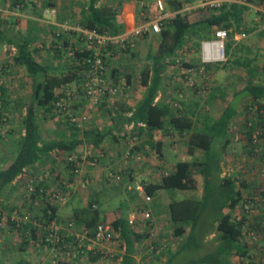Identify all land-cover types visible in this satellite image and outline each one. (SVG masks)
Listing matches in <instances>:
<instances>
[{
  "label": "trees",
  "instance_id": "1",
  "mask_svg": "<svg viewBox=\"0 0 264 264\" xmlns=\"http://www.w3.org/2000/svg\"><path fill=\"white\" fill-rule=\"evenodd\" d=\"M181 1L173 0L171 2L172 7L179 10L183 6ZM21 2L24 0L19 1V3ZM83 4V14L81 20L77 22L80 26L110 35L122 33L125 30L124 21L119 17L118 9L114 5L101 4L100 0H83ZM118 4H121V0ZM211 9L205 13H199V10L177 12L164 23L161 31L158 32L155 50H151L147 56L151 61L150 66L141 70L140 85L144 91L134 106L126 104L125 99H117L107 109L106 101L112 94L106 90L104 95L99 96L98 101L105 102L106 105H102L106 107L105 110L113 122L109 128L100 129L98 126H88L80 129L77 120L70 121L71 117L65 113L69 125L67 127L69 135L47 140L41 137L39 131V112L45 116L47 113L55 111L56 103L60 97L65 96L64 90L66 89L64 86L71 82H75L77 85L80 83L82 94L89 99L86 95L87 87L85 86L88 81L87 70L89 68L86 56L92 50L87 48L77 32L71 31L66 34L78 35L76 41H71L70 36L60 35L58 39L62 37L64 39L63 43L59 44L57 37H55L56 50L59 53L65 52L71 58V64L66 65L63 69L53 71L51 65L41 62L35 57L34 50L30 45V38L27 35L16 32L13 36H5L3 33V38H6L9 49L14 50L13 63L24 69L31 90L22 119L24 132L18 141V147L13 158L0 170V200L5 188L12 181L19 175H24L27 168L44 159H50L52 152L70 154L75 152L80 145L86 144L98 147L105 137L112 133L113 129L123 127L125 124L134 123L137 125L138 134L144 128L147 129L149 135L155 129L168 130L170 128L180 133L191 130L187 141L188 150L192 155L199 150L201 152L200 157L177 161L173 170L163 174L159 181L143 180L140 182L146 193L153 196L161 189H197L198 183L195 176H199L201 179L200 195L174 198L169 204L170 221L173 225L172 234L174 237L180 238V243L176 251L167 253L170 257L165 264H172V259H175L176 256H179L178 264H257L248 258L242 223L237 221L232 213L234 206L242 198V188L246 183L233 173L222 174L220 161L224 150L222 148V151L214 150L216 148L215 141H224V146L230 142L229 127L232 119L237 115V103L235 101L227 103L216 119H203L199 121L200 128L192 130L195 126L192 118L178 113L170 114L166 105L155 102V97L162 86V73L170 62V58L176 57L179 50L188 42L198 46L201 39L211 38L212 32H214L212 31L213 28H234L241 21V14L246 7L232 3ZM235 33V31L229 32V34ZM230 47L231 43H227V50ZM103 59L107 67L109 57L103 55ZM235 65L245 68L248 75L244 88L237 94H241L245 98L246 107L250 103L261 104L264 101V83L260 80V73L256 70L255 65L251 64V59L235 60ZM107 71H105V78H107ZM112 71L113 75L118 74L117 69ZM260 71L264 74V57ZM125 77L126 84L129 85L132 81V74H127ZM115 85L118 84L113 83L111 87L113 88ZM59 88L60 90L57 91ZM77 106L75 105V107ZM58 111L60 112L59 108ZM69 112L75 117L73 109H69ZM51 114L50 116H52ZM149 144L153 145L152 142ZM136 145L133 144L130 147V153H133L134 147L138 148ZM77 163L78 160L75 157L69 156L67 164L71 177L77 175L74 172L75 168H79ZM116 173L119 174L120 180L114 186L118 188L122 186V179L129 181L134 177V175L131 176L130 169L123 168L122 171H116ZM34 184L37 190L40 187L45 189L47 187L38 181H35ZM45 197L44 191L37 197L35 193H32L29 198L32 200L31 202H35L36 199H41L43 202ZM87 200L85 205L76 206L70 221L74 223L75 227L80 228L82 226L92 231L98 222L105 220L104 210L99 207L102 199L96 194H91ZM57 207L55 203L46 200L41 211L46 217L47 211L50 210V217L57 221ZM1 208L3 206L0 204V214H2ZM29 225L24 223L22 227L26 229ZM111 225L119 232L122 244L125 243V252L122 254L121 264H134L133 252L136 248V242L142 236L131 228V224L122 213L112 221ZM211 235L213 237L209 239ZM31 236L33 238L36 236L35 231L32 232ZM66 241L69 244L73 243L72 238H67ZM83 249V251H76L73 260L83 254L95 252L93 247L91 249L84 247ZM109 255L108 251L104 250L99 251L98 256H101L102 260L114 258V255ZM185 255H188L187 258L181 260ZM231 256L236 257L237 260L232 261ZM64 262L61 260L58 264ZM13 264L28 263L19 260Z\"/></svg>",
  "mask_w": 264,
  "mask_h": 264
},
{
  "label": "rangeland",
  "instance_id": "2",
  "mask_svg": "<svg viewBox=\"0 0 264 264\" xmlns=\"http://www.w3.org/2000/svg\"><path fill=\"white\" fill-rule=\"evenodd\" d=\"M10 1L12 0H4V3L2 4L3 8L0 9V21L3 22L4 26H8L7 28L12 29L16 32L27 31L30 35V45L32 48H34L35 57L39 61L51 65L53 71L55 69H63L66 65L68 66L69 64H71V58L68 57L65 52L61 51V53H59V51L56 50L57 46L54 42L55 32L58 29L59 23H63L66 21L68 23L77 24V22L81 20L84 8L83 0H24V2H21L22 7L19 8L15 6L13 7V4H11ZM172 1L173 0H166L165 5L166 10L171 14L177 11L185 12L190 10H199V13H205L206 11H208V9H211L208 6H201L202 0H182L181 2L183 3V6L179 10H175L172 7ZM258 1L259 0H253L252 4H258ZM59 2L60 5H58ZM100 3L106 5H114L115 8L118 9L119 14H121L120 12H123L124 8L129 6L130 11L133 10L136 12L132 28L143 22V16H141V12L146 14L147 20H151L157 10L155 0H150V2H148V0H121V4H118L119 0H100ZM149 5L151 6L148 7ZM16 8L18 9L16 12L21 13V16L18 14H8L3 11V9H6L10 12H15ZM50 9L55 10L54 16L51 15ZM126 10L127 9H125L124 11ZM27 15H30L31 17H27ZM130 17L131 15L129 14L128 18ZM127 28H125L124 31H129V29H131V27L128 29ZM215 29L213 28L212 31H214ZM230 31H235L236 33L229 34ZM227 33L225 61L201 64L200 46L201 42L207 39L203 38L200 40L198 46H194L191 42L186 43L179 50L176 57L170 58V62L166 65V69H164L165 75L163 78V82L170 86L172 90L173 85H176L175 89H177V94L181 96L182 100H185L186 92L190 90L193 95L199 99L197 102V109L199 111L207 110V106L203 105L202 103L205 98L208 101H210L211 99H213L214 102L216 101L215 106L210 103L211 106H213V111H220L224 106L223 102H221L218 106L219 102L217 101V99L215 100V95L212 92L214 85L220 84L222 89H225L224 91L228 90L232 95L233 89L236 90L238 87L247 82L248 75L245 68L235 65V60L245 61L247 59H251V64L255 65L256 70H258V72L260 73V80L264 83V74L260 71L264 57V16L248 7L241 14V21L236 26H234V28L227 29ZM9 34L13 35V32ZM66 34L67 33L61 35L64 36ZM66 36L68 37L70 35ZM58 38L57 42L59 44H62L64 37H62L61 39ZM70 38L71 41H76L78 35H71ZM157 40L158 33H146L141 36L130 38L125 48L114 47V49L112 48L107 50V52L110 51V54H106V56L109 57L106 82L109 86H112L113 83L118 84L117 86L115 85V87H113L115 89L116 95H111L107 98V109H109L108 107L110 105H113V103L117 99H126V97L129 96L134 100H137L138 96L143 94L144 88L140 85V73L143 68H145L146 66H150L151 61L147 56L151 50H155ZM227 43H231V47L229 48V50H227ZM9 48V45L1 40L0 169L4 168V166L7 165L8 162H10L17 150L18 141L24 132L22 127V119L26 110L25 106L30 97L29 79L26 76V72L22 70L20 66L13 63V53L9 51ZM207 65L212 67V70H214V72L207 73L205 70ZM190 66H203V71L198 73L193 83H191L187 79V77H185V69ZM113 69H117V75H113ZM127 74H132V81L129 85L126 84L125 75ZM215 81L217 82L216 84H214ZM64 87L66 90H64L65 96L63 97H65V100L69 104L70 109H73L74 115L75 117H77V122L80 124V129L86 128L88 126L106 127L112 125L113 122L111 120V117L105 110L106 107L104 105L106 104H104V101L100 102L97 100L98 102H94V100L87 99L80 90V83L77 85L75 82H71ZM64 87L62 88L64 89ZM196 87H198V89L200 90H203L204 88L203 94L198 93ZM59 90L60 88L57 91ZM172 90L167 94L173 97ZM239 97L242 99L240 108L243 109L231 124L230 140L232 144L230 143L229 147L227 146L228 152L224 151L225 157L223 155V159L225 161V166L224 171L222 170V174L225 172L232 173L230 169L233 170L234 164L236 163L235 158L241 149L242 136L240 135L239 126L241 127L242 123L245 120V109L247 103L245 98L241 94H239ZM75 105L78 106L75 107ZM57 106L58 105L56 104L55 111H52V114L47 113L44 116L39 112L41 117H39L38 119L39 131L43 139L47 140L61 138L69 135V131L67 128L69 126L67 124V115L61 110L59 112ZM208 111L209 110H207L206 112ZM201 113L203 112L201 111ZM50 114L52 116H50ZM193 121L195 122V126L193 128L200 126L199 121H201V119ZM124 127L125 126L123 125V128ZM117 131L119 132L121 130L118 129ZM177 136L178 135L176 134L173 135V147L177 148V150H180L179 148H181L182 145L180 146L181 142H179V144L176 143ZM125 140L127 142L125 148L119 150L121 153H119L118 155V160L122 162L124 161L118 167L119 169L125 168V166L128 164L124 163L130 161L135 157L136 154H132L129 151L130 147L134 143L132 141L129 142L126 138ZM88 147L89 145L86 144L83 148H79L78 150H75V152L70 154H57L55 152H52L50 159H44L41 162H38L37 164L27 168V171L25 173H27L29 176L27 178L20 179L22 180V184H18V189L14 188L13 191H10V189L8 190L9 186L5 188L0 200V204L1 206H3V208H1L2 214H0V264H9L11 253L15 255L22 254L19 252H22L24 249L27 252L30 248L29 244L32 241L34 242V244H38L36 249L43 248L44 250H48V259H51L53 253L50 250V247L41 242L43 228L41 226H36L33 223V220L40 222V219L43 215L41 207H43L45 201H48V199L45 197V200L43 202L42 200L37 199L35 200V202H31L32 200L27 195L28 193H26V187L28 184H32V182L35 183V181H38V183H44L49 191L55 189L68 191L71 188L72 193L67 194V201L55 202V204L60 207L68 206L70 196H72V194L74 193L72 187L77 184V182L74 183L75 176L71 177L69 172V166L67 164L69 156L75 157L78 160L80 169L82 168V162L87 161L86 164L88 168L85 173L83 172L84 174H82V178L86 180L87 178L89 179L88 184L86 183L87 187H90L89 185L94 177V174L91 176V173L94 172L92 167L96 166L95 171L96 173L100 172L101 176L106 173L105 168L108 169L107 171L110 170L112 163L110 157L105 155V153H103V155L101 153L89 155L92 151L89 150ZM150 156L149 157L152 158V162L154 160L156 162L155 165L157 166L160 160L159 156L156 154H151ZM183 156L186 157L188 156V154L184 155L183 153ZM94 158H96L97 161L95 165H92ZM89 170H91V172ZM114 170L117 171V168H115V166ZM158 171L160 173L159 169ZM109 173L110 172L106 173L105 179L108 178ZM20 176L22 177L23 174ZM98 176L101 177L99 174ZM125 176L127 175L125 174ZM24 179L27 181H24ZM119 180L120 176H116L114 174V177L108 180L106 182V185H110V187L113 184L117 185L119 183ZM121 181H124V179ZM78 182L81 186L80 181ZM74 191L77 193L79 192L77 186L74 187ZM106 202L107 200L105 201V203ZM14 210L17 211V216L19 219H21L22 225L26 222L33 223L34 225L32 226V224H30L26 229L23 228L22 225L20 227H16V225L11 221V219L14 218ZM26 216L30 217L32 221H29L28 218H25ZM69 220L70 219L67 220V218H64L61 219L59 223L63 228L66 229V224ZM57 221H59L58 218ZM101 222L108 221L103 220ZM74 228L77 231H80L81 229V227L79 228L77 226ZM32 231H37L35 232L36 236L34 238L31 236ZM212 237L213 235L209 236V239ZM173 241L175 243H173V245L176 246L177 239L175 237H173ZM111 253L112 252L108 251V254H110L109 256H111ZM186 256L188 255L183 256L181 260L187 258ZM105 260H110L108 264H113L111 261L112 257L111 259L108 258ZM231 260L235 262L237 258L231 256Z\"/></svg>",
  "mask_w": 264,
  "mask_h": 264
},
{
  "label": "crops",
  "instance_id": "3",
  "mask_svg": "<svg viewBox=\"0 0 264 264\" xmlns=\"http://www.w3.org/2000/svg\"><path fill=\"white\" fill-rule=\"evenodd\" d=\"M3 1L4 0H0V9L3 8L2 7V4L4 3ZM19 1L12 0L10 2L11 4H13V7L15 6L19 8V7H22ZM148 2H150V0H148ZM58 5H60V2L58 3ZM150 6L151 5H149L148 7ZM17 8L15 12L18 10ZM129 8L130 7L127 6L126 8H124V10L125 9L127 10L126 11L123 10V12H120L121 14H119V17H121V19L124 21V25L126 23L125 25L126 28L127 27L132 28L134 24V17L136 14L135 11L133 10L130 11ZM3 11L8 14H14V15L18 14L21 16V13H17V12L15 13L12 11L10 12L9 10H6V9H3ZM129 14L131 15L130 18H128ZM27 17H31V16L27 15ZM7 27L8 26H4L3 22L0 21V43H1V40L6 42L5 40L6 38H3V33L5 34V36H13L16 33V31H13L12 29H9ZM6 31L9 33L13 32V35H10ZM22 33L30 37L27 31H23ZM9 51L12 52L14 55V50H9ZM22 70L24 69L22 68ZM205 70L207 73L214 72V70H212V67H210L209 65L206 66ZM164 75H165V70L162 73V86L160 90L158 91V94L155 97V102L166 105L170 110V114L178 113L183 116L192 118L193 120L197 121L201 119L202 121L203 119L204 120L216 119L222 113L227 103L232 102V101H235L237 103L236 104L237 115L243 109V108H240L241 107L240 103L242 99L239 97V94L237 95V93L240 92L242 88H244L246 82L242 86L238 87L236 90L235 89L232 90V95L234 96L231 95L230 91L228 90L224 91L225 89L224 88L222 89L220 84L214 85L212 92L215 95V100L217 99V101L219 102L218 106L220 105L221 102L224 103V106L221 108L220 111H217V112L213 111L212 107L216 105L215 103L216 101L214 102L213 99L208 101L205 98L202 103L203 105H206L207 110H209L208 112H206L207 110L199 111L197 109V104H198L197 102L199 99L196 98L190 90L186 92L185 100H182L181 96L177 94V89H175L176 85H173V90H172L170 86H168L166 83L163 82ZM185 77H186V74H185ZM216 83L217 82L215 81L214 84ZM171 90L173 91V97L167 94L171 92ZM141 97L142 95H139L138 99L134 100L132 97L127 96L125 99V102L126 104L130 106H134L140 100ZM210 103L213 106H211ZM201 111L203 113H201ZM236 116L232 119L230 123V127H229L230 135H231V124L236 118ZM124 126H125L124 128L120 127V128L113 129L112 133L109 134L107 137H105L104 141L98 147H93L92 145H89V144L87 145H89L88 147L89 150L92 151L89 155H94L96 153L97 154L101 153L103 155V153H105V155L110 157V160L112 161L111 167L109 171H107L108 169L105 168V172L113 173V172H116V170H114V166L115 168H117V171H120L123 169V168H120V169L118 168L120 164L124 162V161L122 162L118 160V157H119L118 155L119 153H121L119 150H121L122 148H125L126 146L127 142L125 138L129 142L132 141L134 144H137L136 147L138 148H135V147L133 148L134 150L133 153H136L135 157L132 158L130 161H127L124 163V164H128L125 166V169H128V170L130 169L131 176L134 175V178L129 181L124 179L122 186H120V188L113 186L114 184L110 187V185L109 186L106 185V182L110 180L109 178L105 179L106 173H104V175L102 176L100 172L96 173L95 171L96 166H95V167H92L94 172L91 173V176L94 174L93 175L94 177L91 180V183L89 185L90 187H87L89 179L87 178L86 180L82 178L83 177L82 174L85 173L88 167L86 164L87 161H83L82 168L80 169L79 173H75L77 175L75 176V180H74L75 181L74 183L77 182L75 186H77V189L79 190V192L77 193L74 191L75 186L72 187L74 193L72 194V196H70V200L68 201V206H62V207L58 206L56 208V215H57V218L59 219L58 222H60V220L64 218H67V220L70 219L73 216L74 209L76 208V206L85 205L88 201L87 199L91 196V194L94 193L100 199H102V201L99 204V207L104 210V217H105V220H107L108 222L112 223V221L117 216H120L121 213L125 215L128 221L130 219H134V224H131V228L142 236L140 240L136 242V248L133 252L134 264H165V262H167L170 257L168 256L167 253H169V251L171 252L176 251L180 243V238L175 237L177 239V244L176 246L173 245L174 243L173 241L174 236L172 234L173 225L170 221L169 204L174 198L177 199V198H182L185 196L200 195L201 194V179L199 176H195L198 185H197V189H194V190H176V189L175 190L173 189L158 190L153 196H151L152 199L149 203H145L144 200L142 201L143 198L138 193V191L136 189L135 190H132V189L135 188L137 184H141L140 182L143 180H146L149 182L159 181L163 174H165L166 172L170 170H173V167L177 161L191 160V159L200 157L201 152L199 150L195 151L193 155L189 153L187 141L189 138V134L192 132L191 130L180 133L170 128H168V130L167 129L166 130L165 129H155L151 132V135H149V132L145 128L138 134V127L134 123L125 124ZM200 126L195 127L192 130H197L198 128H200ZM98 127L100 129L107 128V127L109 128V126H106V127L98 126ZM118 129L121 130L119 131L120 133L117 131ZM174 134L178 135L176 138V143L179 144V142H181L180 146L181 145L183 146L179 148L180 150H177V148L173 147V139H174L173 135ZM230 135H229V138H230ZM149 142H152L153 145L151 146ZM224 143H225L224 141L221 142L220 140L215 141L216 148H214V150L220 151L222 148V150L228 152V147H229V144L231 143V140L229 143L225 144V146H224ZM84 146L85 145L83 146L80 145L76 150H78L79 148H83ZM180 151H184V152H180ZM183 153L184 155L188 154V156L186 157L183 156ZM151 154H156L160 157V162H158L159 165H157L158 168L155 165L156 162L154 160L152 162L151 160L152 158H150ZM223 155H224V152L222 154L220 162H221L222 170L224 171L225 161L223 159ZM96 161L97 159L94 158L92 165H95ZM83 168H84V171H83ZM158 169L160 170V173ZM230 170L232 171V173L235 172V166L233 170L232 169ZM89 171L91 172V170ZM98 174L101 177H99ZM28 176L29 175L27 173H25L22 177L19 175L14 181H12L8 185L9 186L8 190L10 189V191L11 190L13 191L14 188L18 189V184H22V180L20 179L27 178ZM24 181H27V180L24 179ZM78 181H80L81 186L79 185ZM85 182H87V184H85ZM66 192L68 194L72 193V189L70 188V190ZM106 200L107 202L105 203ZM143 211H149V216L151 217L146 219L144 217ZM26 223L32 224V226L34 224L36 226H39L37 223H34V224L30 222H26ZM114 231H115L116 237L111 242L93 243L92 247L95 249V252L93 251V253L90 252L87 254H83L79 258L77 257L74 260L73 259L68 260V261L62 260V261H65L63 264H105V263L108 264L110 260H102L101 256H98L99 251H104V250L110 251L112 252L111 254L114 255V258L111 260L113 264H121L122 254L125 252V243L122 244L119 238V232L115 229ZM29 246L30 248L27 252L25 249L22 252H19L22 254L15 255L11 253L9 264H13L19 260H24L28 264H50L51 259H48V254H49L48 250H44L43 248L36 249L38 244L37 243L34 244L33 241L30 242ZM50 250L53 253V250L51 247H50ZM96 250H98V252H96ZM178 257L179 256H176L175 259H172V264H178L177 263Z\"/></svg>",
  "mask_w": 264,
  "mask_h": 264
},
{
  "label": "built area",
  "instance_id": "4",
  "mask_svg": "<svg viewBox=\"0 0 264 264\" xmlns=\"http://www.w3.org/2000/svg\"><path fill=\"white\" fill-rule=\"evenodd\" d=\"M253 1V0H252ZM251 0H202L201 6L209 8H219L224 5L236 3L243 5L246 8L250 7L255 12H259L264 16V0H259L258 4L253 5ZM256 1V0H255ZM156 13L151 20L146 19V14L141 12L143 22L129 31L110 35L98 33L94 30H88L79 24L63 22L58 24V29L55 32V37L61 33L77 32L83 39L87 48L92 50L86 56V61L89 64L87 70V78L85 86L86 95L90 100L96 102L99 96L104 95L108 90L114 95L115 89L107 84L105 71L107 67L103 55L110 54L108 49L114 47L125 48L129 39L144 35L146 33H158L161 31L164 23L177 12L172 14L166 10V0H155ZM51 15H55V10L50 9ZM227 29L217 28L213 32V36L201 42L200 46V62H223L226 60V37ZM203 71V66H190L186 69L187 79L193 83L198 73ZM198 93L204 92L196 87ZM99 98V99H98ZM58 108L71 117L70 121H76L77 118L69 112V104L64 97H60L56 103ZM246 117L241 127L239 126L241 137V149L238 152L235 160V175L244 180L246 185L242 188V198L234 206L233 216L237 221L242 223L244 231V239L247 243L248 258L257 264H264V101L261 104H251L245 109ZM73 158V157H72ZM70 160H72L70 158ZM78 164V163H77ZM76 167V166H75ZM80 168H75L74 172L79 173ZM117 176V173H110L108 178L111 179ZM87 182H85L86 184ZM135 189L141 195L145 203L151 201V196L146 193L141 184H137ZM36 185L28 184L26 193L30 197L32 193L40 195L45 191L46 198L52 203L67 201V192L61 189L48 190V188L40 187L37 191ZM26 195V196H27ZM144 217L148 219L149 211H143ZM43 214V213H42ZM47 216L42 215L40 222L33 220L43 228L41 242L51 247L53 255L50 264H58L61 260H72L76 256V251H83L84 247L92 248L93 243L111 242L115 237V231L110 222H98L92 231L82 227L80 231L75 230V225L72 221H68L66 229L63 228L55 218L50 217V210L47 211ZM14 218L11 221L20 227L21 219L17 216V211H13ZM29 221H32L30 217ZM134 219H130L129 223L133 224ZM72 238L73 243L69 244L66 239Z\"/></svg>",
  "mask_w": 264,
  "mask_h": 264
}]
</instances>
